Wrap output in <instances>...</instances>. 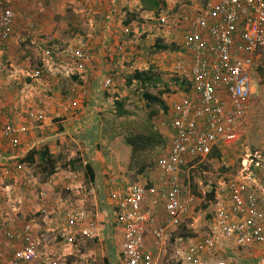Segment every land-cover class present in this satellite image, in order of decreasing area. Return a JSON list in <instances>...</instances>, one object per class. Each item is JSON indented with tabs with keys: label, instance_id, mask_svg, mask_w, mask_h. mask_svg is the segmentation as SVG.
Masks as SVG:
<instances>
[{
	"label": "crops",
	"instance_id": "1",
	"mask_svg": "<svg viewBox=\"0 0 264 264\" xmlns=\"http://www.w3.org/2000/svg\"><path fill=\"white\" fill-rule=\"evenodd\" d=\"M156 1L157 4L152 3L148 9L141 0H22L20 4L12 3L14 29L7 50L0 48V126L9 123L25 127V130L18 133L15 146L0 131V264L20 246V241L8 239L6 232L19 231L25 222L33 224V233L43 249L53 255L65 253L61 242H51L50 231L60 226L61 212L67 209L64 193L69 191L60 192V189L69 185L62 178L70 172L77 174L72 184L76 191L86 186L73 207L85 208L92 214L90 218L98 221L96 236H83L97 246L89 244L83 249L78 246L79 250L104 264H123L122 230L113 224L114 203L110 191L134 180L127 172L129 147L122 143L123 146L117 148V141L108 134L111 125L108 106L120 97L121 89L128 90L124 77L133 70L164 71L169 56L168 59L173 60L172 71L188 25L187 16L199 13L206 2L217 0ZM163 16L167 20L161 24L159 18ZM20 36H26L25 43H18ZM81 44L90 50L91 60L83 71H77L66 63L63 53L64 49ZM156 44L168 45L169 49H157ZM40 46L51 47L61 55L55 63V72L35 78L30 68L42 59ZM107 79L109 85L105 84ZM172 98L170 96L167 101ZM163 100L166 105V98ZM166 130L164 135L168 134ZM44 147L57 159L59 166L47 180L40 179L35 166L18 162L29 150ZM86 165L93 171L92 180ZM155 171L159 172L152 169L143 176L137 175L135 180L147 181L155 176L152 175ZM110 173L115 180L113 185L108 181ZM218 184L214 191L218 190L219 194L224 181ZM82 198L84 205L79 203ZM88 200L89 206H86ZM148 208L159 218L165 216L161 202L155 200ZM214 209L215 204L205 215L202 229L197 228L203 222L198 223L192 212L179 226L176 236L189 241L200 236L208 229ZM173 234L172 231L169 236ZM221 245L223 248L217 258L203 257L207 264H215L217 259H223L225 264H241L243 260L246 264H261L264 261V244L249 249L238 248L233 243ZM176 249L174 238V251ZM175 262L178 264L176 256ZM27 264L45 263L38 260Z\"/></svg>",
	"mask_w": 264,
	"mask_h": 264
},
{
	"label": "built area",
	"instance_id": "2",
	"mask_svg": "<svg viewBox=\"0 0 264 264\" xmlns=\"http://www.w3.org/2000/svg\"><path fill=\"white\" fill-rule=\"evenodd\" d=\"M204 7L199 13L187 16L188 25L172 66V76L180 91L164 111L162 124L168 129L167 146L155 163L158 175L110 191L113 224L122 230L123 264H162L154 247L148 244L156 241L163 244L193 212L196 203L195 195L181 178L183 166L222 159L224 148L240 139L241 126L250 108L254 90L251 69L258 52L264 48V0L208 1ZM14 19L12 5L0 0L3 50L9 47ZM166 20L164 16L159 18L161 24ZM63 54L66 63L77 71H83L91 60L90 50L82 44L64 49ZM59 55L60 51L44 47L40 63L30 68L31 76L38 78L46 72H55ZM109 83L107 79L105 84ZM24 130L25 127L9 123L0 126L1 133L8 136L13 146L18 143V133ZM213 149L220 151V158L210 157ZM257 156L247 154L240 169L224 181L219 194L218 190L215 192V209L205 232L190 241L174 236L178 264L180 260V264H207L203 257L217 258L224 242L241 249L264 244V159ZM62 179L69 185L60 192L75 190L72 184L77 179L76 173L70 172ZM108 181L111 185L115 183L112 173ZM155 200L163 205L164 217H157L148 208ZM79 203L84 205V199ZM90 216L80 206L63 211L57 227L64 234L62 255H53L41 247L30 222H25L19 231L6 232L8 239L20 241V246L3 264L38 260L45 264H104L80 251L77 245L78 235L96 236L98 221ZM215 264L225 261L217 259Z\"/></svg>",
	"mask_w": 264,
	"mask_h": 264
},
{
	"label": "rangeland",
	"instance_id": "3",
	"mask_svg": "<svg viewBox=\"0 0 264 264\" xmlns=\"http://www.w3.org/2000/svg\"><path fill=\"white\" fill-rule=\"evenodd\" d=\"M7 1L12 5V3L20 4L22 0ZM20 18L22 19L23 16ZM140 36H142V32ZM25 37L26 36H20L17 39L18 43H21V41L25 43ZM40 47L42 50L44 49L42 46ZM21 48H23V46H21ZM37 48L40 49L39 47ZM17 50L18 49H16V51ZM168 57L169 56H167L168 63L166 70H160V72H158V70L152 71V73H157L164 81H168L170 84L171 92H169V94L171 95L167 93L163 96L166 98V101L170 96H174L175 93L177 94L180 91L177 84L173 81L172 71L170 68V64L173 60L168 59ZM155 63L156 62H154L153 64ZM251 77L253 80L254 90L250 100L249 111L247 112L241 126L240 139L237 140L234 144H231L224 148L222 158L223 162L220 161V159H215L212 163H208L207 161H200L192 167L183 166L182 168L183 172L181 174V178L184 184L189 186L191 192L195 194V197L197 198L195 206L193 208L192 217L197 218L199 220L198 223L203 222L199 224L197 229L204 228V223L206 222L205 215L209 214L208 211L212 209L215 202V195H213V197L207 196L209 191H211L212 189L215 190L214 187H218L219 181H225L236 171H238L242 165V161H244V158H246L247 154H249L250 156L258 155L257 159H264V48H262L258 52L255 63L251 69ZM159 88H162L161 84L157 88L148 87L151 94H157ZM120 93L121 95L117 99L123 102L122 108L128 113L122 114L121 116L118 115L116 112V99H113V101L110 102L111 104L108 106V118L111 122L110 129H108V134L110 136H112L113 132L115 131L117 135V133H123L127 131L128 128H132L134 126L139 128L141 122H143L148 117L151 109L155 112V114L152 115L154 126H156V128L159 129V131L164 135V132L167 131L166 127L162 124V122L164 121L165 112L159 105L149 106L147 102L141 99L139 95H132L128 90L124 91L121 89ZM166 135L164 136L166 137ZM112 138L117 141V148H119V146H123V144L125 145L122 135L113 136ZM154 169H156V166H154L153 170ZM152 175H158V173L155 171ZM129 177L130 179L135 181V177L131 173L129 174ZM84 189H86V186L80 188L79 192L74 190L70 191L69 193H64L66 194L64 195L65 199L68 200V203L66 202L64 206L66 208L73 207L75 205V200L81 193L84 192ZM69 194L70 196H67ZM88 195L89 194L86 193V196ZM86 206H89V200L86 203ZM64 210H62L61 213H63ZM50 233H52L50 235L52 238L51 242H62L64 240V234L61 227L54 228L52 231H50ZM176 233H179V227L176 228L173 236H169L168 238L164 239L163 244L159 242L156 243L157 241L151 242V247H154L159 261L162 264L176 263L174 251V236L176 235ZM77 239V245L81 246L82 249L89 244L90 247L97 246V243L95 242L90 243L87 237L79 236ZM44 243L47 242L44 241ZM241 264H246V260L245 262L243 260Z\"/></svg>",
	"mask_w": 264,
	"mask_h": 264
},
{
	"label": "trees",
	"instance_id": "4",
	"mask_svg": "<svg viewBox=\"0 0 264 264\" xmlns=\"http://www.w3.org/2000/svg\"><path fill=\"white\" fill-rule=\"evenodd\" d=\"M144 8H151V4H157L156 0H141ZM157 49H169L167 45H155ZM176 83V79L173 78ZM124 83L128 91L132 95H139L145 100L149 106L159 105L163 111H166L167 106L163 100V96L171 92L170 84L164 81L157 73H152L151 69L138 70L135 69L124 77ZM157 94H151L148 87L157 88ZM116 112L118 115L128 113L122 108L123 102L116 99ZM154 111L149 112L148 117L141 122L139 128L136 126L128 128L127 131L117 133L122 135L123 141L129 147V159L127 163V172H130L134 177L137 175H145L155 166L156 160L162 154L167 146L166 137L154 126L152 115ZM116 131L113 136H117ZM221 153L218 149H213L210 157L220 158ZM20 164L33 165L39 173L41 180H47L52 174L59 170L57 159L49 152V149L44 147L41 149H31L24 156L19 158ZM87 171L90 173V179H93V171L89 165H86ZM215 191L212 189L207 194L208 197H213Z\"/></svg>",
	"mask_w": 264,
	"mask_h": 264
}]
</instances>
